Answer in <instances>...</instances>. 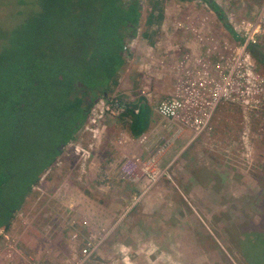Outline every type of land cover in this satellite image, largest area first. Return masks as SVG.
<instances>
[{
  "label": "rangeland",
  "instance_id": "rangeland-1",
  "mask_svg": "<svg viewBox=\"0 0 264 264\" xmlns=\"http://www.w3.org/2000/svg\"><path fill=\"white\" fill-rule=\"evenodd\" d=\"M20 1L0 0V46L23 20ZM139 1L138 34L152 11L150 0ZM175 1L167 11L172 6L177 26L188 33L172 35L170 50V38L159 33L153 49L141 36L127 40L126 58L129 53V63L139 64L138 87L128 65L92 106L82 135L39 177L8 230L0 229V264H264V0H215L238 39L212 20L202 0L177 7ZM192 25L201 32L193 34ZM246 41L250 54L258 52L249 58L255 94L249 104L236 96L214 104ZM138 93L151 109V123L133 138L130 118L99 109L105 97L129 103ZM169 96L183 105L166 119L155 108ZM33 132L21 130L19 144L26 141L24 155L38 162L47 139L27 137ZM157 186L173 192L166 198L170 209L154 207L164 201L148 194ZM159 226L169 227L165 240ZM88 239L97 247L80 263Z\"/></svg>",
  "mask_w": 264,
  "mask_h": 264
},
{
  "label": "trees",
  "instance_id": "trees-1",
  "mask_svg": "<svg viewBox=\"0 0 264 264\" xmlns=\"http://www.w3.org/2000/svg\"><path fill=\"white\" fill-rule=\"evenodd\" d=\"M202 1L238 39L221 6L215 0ZM20 3L23 20L0 46L1 230H8L14 212L74 139L91 107L117 85L118 73L126 65L123 47L137 33L141 12L138 0ZM257 53L251 49L255 57ZM126 114L130 135L138 138L149 127V107L136 100ZM23 129L34 130L27 137L47 139L38 162L24 155L26 141L25 146L19 144Z\"/></svg>",
  "mask_w": 264,
  "mask_h": 264
},
{
  "label": "built area",
  "instance_id": "built-area-1",
  "mask_svg": "<svg viewBox=\"0 0 264 264\" xmlns=\"http://www.w3.org/2000/svg\"><path fill=\"white\" fill-rule=\"evenodd\" d=\"M123 1H130V0H123ZM139 5H140V1H139ZM137 33H138V28H137ZM127 44L128 43L126 40V43L123 47L124 51H126L128 48ZM247 47H248L247 41L241 45L239 56L236 57L234 62L230 65L226 76H224L223 83L217 87V89L214 93V104L218 103L219 100L229 99L231 96H236V98L241 99V101L244 104H249L250 100L248 99V97H252L255 94L251 89L252 73H251L250 67L252 66V64L249 62V58L251 57V54L249 53V50ZM261 83L264 86V79L261 80ZM260 95L262 96V98H260V100H262V102H264V93L260 92ZM253 102H259V99L254 100ZM135 103L136 102H134V101L129 102V103L122 102L118 97L109 96L108 98L105 97L104 99L101 100V106L103 105L104 107L102 108V110L99 109V112L101 113V111H104L108 114H112V115L116 114L115 116H118V117L119 116H125V115L127 116V114H126L127 109H129L130 106L134 105ZM182 105H183V103L179 98L169 96V97H165V98L161 99L156 104L155 109H156V112L161 117H164L166 119H170V118H175L178 115V113L180 112V110L182 108ZM93 109H94V107L93 108L91 107V109H90L91 112ZM90 110H89V112H90ZM134 112L137 113L138 108H135ZM86 120H85V122H86ZM85 122L82 124V126L76 132V134H75L76 136L82 135L81 131L83 129ZM92 135L95 136L94 133H92ZM74 139L66 144V146L64 147L65 150L69 146H72V142L74 141ZM91 146H92L91 143H89L88 147L90 148ZM75 150H76V152H78L76 146H75ZM90 150L91 149H89L87 151L88 154L86 155V158L89 157ZM63 152H61V154L59 156H61ZM58 157H57V160L55 162L56 165L60 164V159H58ZM152 158H154V157H152ZM47 169H50V166ZM152 176H154V173H152ZM76 237H77V235L74 233L71 238L74 239ZM96 247H97V244H93L88 239L85 247H83L80 251V263L84 262L90 255H92L95 252Z\"/></svg>",
  "mask_w": 264,
  "mask_h": 264
},
{
  "label": "crops",
  "instance_id": "crops-1",
  "mask_svg": "<svg viewBox=\"0 0 264 264\" xmlns=\"http://www.w3.org/2000/svg\"><path fill=\"white\" fill-rule=\"evenodd\" d=\"M185 2L192 3L193 1L190 2V1L176 0L175 1V6L176 7L179 6L178 3H181L183 5L187 4ZM150 3H151V6H152V11L144 16V21H143L144 26H142L143 29H142L141 33L140 34L136 33L131 38H139V36H141V39L143 41L144 47H149V48L153 49V48L157 47L158 43L160 44V41L157 40V37L155 36V34L159 33L158 37H160V35L163 34V35H166V36H168L170 38L169 39L170 46L167 48L168 50H170L171 48H174L172 46L173 45V43H172V35L185 34V33H188V31L184 32L182 30L183 28H179V26H177L178 22L175 21L177 16L176 15L174 16L172 14V6H171V10L167 11L168 10V4L167 3H171L173 5V3H174L173 0H150ZM211 14H212L211 15L212 16V20H213V17L217 18L214 12H212ZM140 19H141V12H140V16H139L138 22L140 21ZM200 28L201 27H199L197 25H192L191 26L192 33L193 34L200 33L201 32ZM128 39H130V38H128ZM140 52H141V54L144 55V53L142 51H140ZM146 53H148V51H146ZM131 54L133 55L134 59L136 60V58L138 57L137 53H135V51H134ZM128 57H129V53L127 54L126 65L124 66L123 69H125L128 65H131L132 70L130 69V71H131L130 74L133 75V78L132 77L131 78L134 79L132 83L135 85V86L133 85V87H138V83H139L138 82V80H139L138 76L140 75V70L138 68L139 64L136 61H132V63L130 64L129 60H128ZM180 61L182 63L185 62L186 61L185 60V56H184V58H181ZM121 71L119 73H121ZM119 73H118L117 82L119 80ZM138 95L139 96L136 99L138 101L145 102V104L148 105V103L146 102L145 98L142 97V95H140V93H138ZM148 107H149V105H148ZM149 109H150V107H149ZM150 111H151V109H150ZM150 123H151V121H150ZM185 169L186 168H183L182 171H180V176H181L182 182L184 184H187L188 183V179H187L188 175H187ZM188 193H189V190H188ZM148 194H152L157 201H158V199H164L163 203L159 202V204L157 206H154V207H156L158 209H162V208L167 209V206H169V209L171 208V205L167 204L166 198L168 196H171V194H173V192L167 186L154 187L153 190L150 191ZM147 210H148V205L145 204L144 211L146 212ZM146 216H148V214H146ZM165 224L167 225V223H165ZM168 228L169 227H163L162 228V227L159 226L160 238L162 240H165V238L167 237V233L169 231ZM4 231H7V230H4ZM149 236H151V235H149ZM123 241L126 242L128 240L127 239H123ZM164 244H165V241H164Z\"/></svg>",
  "mask_w": 264,
  "mask_h": 264
}]
</instances>
